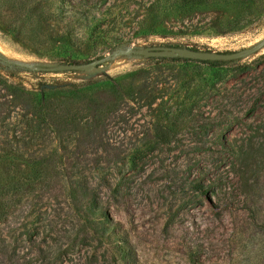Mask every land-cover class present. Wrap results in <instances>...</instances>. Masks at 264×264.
I'll use <instances>...</instances> for the list:
<instances>
[{
  "label": "rangeland",
  "instance_id": "374dc122",
  "mask_svg": "<svg viewBox=\"0 0 264 264\" xmlns=\"http://www.w3.org/2000/svg\"><path fill=\"white\" fill-rule=\"evenodd\" d=\"M151 1L0 0V75L8 83L38 97L50 91L76 111L84 102L67 95L73 86L128 78L139 92L102 138L77 130L71 151H61L83 181L0 186L11 201L0 216V264H264V48L223 67L133 52L85 71L8 72L9 62L82 63L150 45L226 52L264 40V0H210L202 11L164 16ZM213 22L242 27L184 26ZM60 38L65 46L54 47ZM242 64L249 72L236 71ZM108 89L92 93L96 105L119 100ZM183 109L187 124L170 144L158 143L153 125ZM15 122L7 120L10 128ZM78 184L106 213L95 216L96 227L73 204L70 187Z\"/></svg>",
  "mask_w": 264,
  "mask_h": 264
},
{
  "label": "trees",
  "instance_id": "16d2710c",
  "mask_svg": "<svg viewBox=\"0 0 264 264\" xmlns=\"http://www.w3.org/2000/svg\"><path fill=\"white\" fill-rule=\"evenodd\" d=\"M151 2L154 3L151 8L158 10L157 12L164 16V13L169 10L184 12V14L198 9L202 11L205 8L204 5L210 0H152ZM184 26L202 31L207 30L210 33H220L238 30L242 27V23H191ZM153 27L156 25L154 24ZM66 40V38H60L53 42V46L63 47ZM158 58L166 59L165 57ZM169 58L186 62H201L213 67H223L232 63V61L223 60L199 61L182 57ZM8 64L13 68V70L8 69L11 76L15 75L16 70H31L13 62ZM249 67V64H242L236 68V71L239 74L246 73L249 72ZM104 87L109 88L108 90L119 100L107 99L104 105H96L92 93L97 88ZM4 89H10L9 97L1 93ZM67 95L73 100L84 102L81 103L79 111L70 106L72 104L63 107L59 103L60 100H56L50 91L43 90L39 97L33 96L31 92L21 89L19 85L8 83L0 75V138L3 135H5L4 138H9L4 145L1 144L0 139V186L9 187L20 185L24 181H36L35 186L49 187L55 181H83L81 175H73L65 168L64 156L60 155L61 151L66 153L71 151L72 136L76 134L77 130L86 140L102 138L103 134L109 131L112 117L116 116V112L121 109L122 102L138 100L139 92L136 91L128 78H110L83 86H73ZM1 113H4L5 116H2ZM13 115L16 122L10 128V123H7V120L13 118ZM81 120L84 121L83 127H80ZM187 120V112L184 109L165 113L163 121L153 125L155 139L158 143L170 144L175 131L183 128L187 124ZM9 132H11L10 135ZM45 142L49 144L47 145L49 150L38 155L31 151L32 148L45 144ZM21 147L28 151H22ZM70 195L75 208L87 215L91 226H98L95 220L96 215L106 217L103 206L91 193L88 186L73 185L70 187ZM10 207L9 195L5 192L0 196V216H5ZM101 224L106 225L104 222Z\"/></svg>",
  "mask_w": 264,
  "mask_h": 264
},
{
  "label": "water",
  "instance_id": "95a60500",
  "mask_svg": "<svg viewBox=\"0 0 264 264\" xmlns=\"http://www.w3.org/2000/svg\"><path fill=\"white\" fill-rule=\"evenodd\" d=\"M262 48H264V40L259 42L258 44L243 48L237 51H211V50H203L192 47H184V46H175V45H150L144 48L138 49H122L119 51H114L109 55H103L93 61L88 62H71V63H62L59 65H40L37 67H28L29 69H37L41 72H66V71H85L88 69H92L99 64L107 63L112 58L121 57L123 55H129L131 53H137L140 55H144L147 57H182L188 59H194L199 61H215V60H223V61H234L240 60L244 57L257 53ZM27 67V66H26Z\"/></svg>",
  "mask_w": 264,
  "mask_h": 264
}]
</instances>
